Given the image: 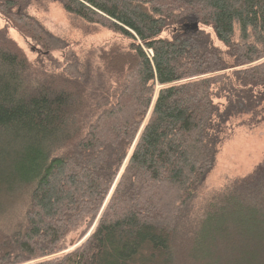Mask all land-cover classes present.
I'll list each match as a JSON object with an SVG mask.
<instances>
[{
	"label": "trees",
	"instance_id": "trees-1",
	"mask_svg": "<svg viewBox=\"0 0 264 264\" xmlns=\"http://www.w3.org/2000/svg\"><path fill=\"white\" fill-rule=\"evenodd\" d=\"M53 1L123 39L59 66L0 0V264H264V158L197 202L231 124L264 123V0Z\"/></svg>",
	"mask_w": 264,
	"mask_h": 264
},
{
	"label": "rangeland",
	"instance_id": "rangeland-1",
	"mask_svg": "<svg viewBox=\"0 0 264 264\" xmlns=\"http://www.w3.org/2000/svg\"><path fill=\"white\" fill-rule=\"evenodd\" d=\"M25 10L36 16L40 23L61 41L68 43V46L65 45L67 47L65 52L62 49L52 52V56L58 60L59 66L65 64L64 53L66 52L69 54L75 52L86 57L94 52L97 54L99 47H108L112 42L123 39L119 34L105 27L86 22L67 13L58 2L53 0H29ZM193 22V19L186 21L189 26ZM6 25H8L6 19L0 16V27L3 28ZM8 34L17 41L31 61L36 60L37 54L31 51L29 43L16 29L8 28ZM240 120L236 119L229 127L227 131L228 140L220 149L214 170L200 188L198 203L203 202L213 192L224 188L233 178L246 175L263 160L264 123L251 128L240 123ZM83 227L84 225L79 226L66 235L63 240L67 247L65 251L75 248L87 236L93 226L80 239L81 233L85 229Z\"/></svg>",
	"mask_w": 264,
	"mask_h": 264
},
{
	"label": "water",
	"instance_id": "water-1",
	"mask_svg": "<svg viewBox=\"0 0 264 264\" xmlns=\"http://www.w3.org/2000/svg\"><path fill=\"white\" fill-rule=\"evenodd\" d=\"M188 25V24H187ZM186 25V26H187ZM197 26H198V24H197V22H194L193 24H191V28H197Z\"/></svg>",
	"mask_w": 264,
	"mask_h": 264
}]
</instances>
